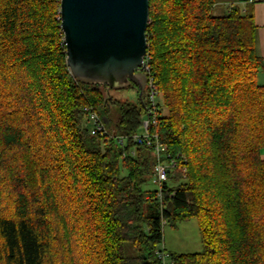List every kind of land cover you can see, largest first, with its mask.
I'll return each instance as SVG.
<instances>
[{
    "label": "trees",
    "instance_id": "trees-1",
    "mask_svg": "<svg viewBox=\"0 0 264 264\" xmlns=\"http://www.w3.org/2000/svg\"><path fill=\"white\" fill-rule=\"evenodd\" d=\"M60 1L0 0V264H164L163 223L193 219L201 252L170 264H264L253 15L234 6L216 16L217 0H149L145 63L163 102L155 132L187 157L160 199L145 189L154 152L131 138L146 95L120 101L72 77ZM85 108L107 135H91Z\"/></svg>",
    "mask_w": 264,
    "mask_h": 264
},
{
    "label": "water",
    "instance_id": "water-1",
    "mask_svg": "<svg viewBox=\"0 0 264 264\" xmlns=\"http://www.w3.org/2000/svg\"><path fill=\"white\" fill-rule=\"evenodd\" d=\"M67 65L79 83L122 91L147 83L149 0H61Z\"/></svg>",
    "mask_w": 264,
    "mask_h": 264
},
{
    "label": "built area",
    "instance_id": "built-area-1",
    "mask_svg": "<svg viewBox=\"0 0 264 264\" xmlns=\"http://www.w3.org/2000/svg\"><path fill=\"white\" fill-rule=\"evenodd\" d=\"M144 72L148 75L145 93L146 116L142 121L141 130L135 135L131 136V138L135 143H145V145L154 152L155 163L153 166L152 182L158 188L157 196L162 199V190L169 182V174L175 173L174 171L178 168L179 162L185 166L187 163V157L183 154H178L176 157H173L169 153L168 146L160 140L158 133L155 132L158 124L159 107L156 100L159 96V90L154 82V79L150 77V69L147 65ZM84 110L90 115L89 121L91 126V135H107L108 133L106 131L104 120L101 119L96 113L89 111L88 108H85ZM118 140L122 144L126 139L125 137H119ZM174 196L175 193L171 195V198ZM159 257L164 262L167 258V255L160 253Z\"/></svg>",
    "mask_w": 264,
    "mask_h": 264
},
{
    "label": "rangeland",
    "instance_id": "rangeland-1",
    "mask_svg": "<svg viewBox=\"0 0 264 264\" xmlns=\"http://www.w3.org/2000/svg\"><path fill=\"white\" fill-rule=\"evenodd\" d=\"M129 88L112 92L111 95L120 101L128 100L129 102H136L138 98L137 93ZM102 90L107 94L108 90L106 88H102ZM156 101L157 105L161 108L163 106L161 96H158ZM145 189L156 191L158 188L152 183H148ZM163 232V242L160 244L159 250L167 255L166 260L163 262L164 264L172 262V255L196 254L202 250L201 235L196 219L180 223L176 228L171 227L169 223L165 222Z\"/></svg>",
    "mask_w": 264,
    "mask_h": 264
},
{
    "label": "crops",
    "instance_id": "crops-1",
    "mask_svg": "<svg viewBox=\"0 0 264 264\" xmlns=\"http://www.w3.org/2000/svg\"><path fill=\"white\" fill-rule=\"evenodd\" d=\"M239 7L244 13L252 14L257 27V53L264 61V0H217L214 7L216 16H223L229 13L234 7ZM258 83L264 87V68L258 74ZM264 159V150H262Z\"/></svg>",
    "mask_w": 264,
    "mask_h": 264
},
{
    "label": "flooded vegetation",
    "instance_id": "flooded-vegetation-1",
    "mask_svg": "<svg viewBox=\"0 0 264 264\" xmlns=\"http://www.w3.org/2000/svg\"><path fill=\"white\" fill-rule=\"evenodd\" d=\"M129 89H133L137 93V97L140 95V88L136 86H131ZM145 93H146V86L144 88L143 95H145Z\"/></svg>",
    "mask_w": 264,
    "mask_h": 264
}]
</instances>
